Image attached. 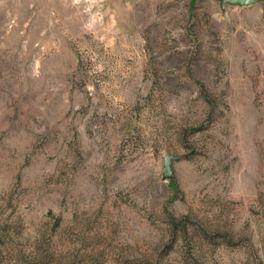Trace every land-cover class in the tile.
Here are the masks:
<instances>
[{"label": "rangeland", "instance_id": "1", "mask_svg": "<svg viewBox=\"0 0 264 264\" xmlns=\"http://www.w3.org/2000/svg\"><path fill=\"white\" fill-rule=\"evenodd\" d=\"M0 264H264V0H0Z\"/></svg>", "mask_w": 264, "mask_h": 264}, {"label": "water", "instance_id": "2", "mask_svg": "<svg viewBox=\"0 0 264 264\" xmlns=\"http://www.w3.org/2000/svg\"><path fill=\"white\" fill-rule=\"evenodd\" d=\"M179 158L178 155H167L163 160V176L169 178L171 176L172 162Z\"/></svg>", "mask_w": 264, "mask_h": 264}]
</instances>
